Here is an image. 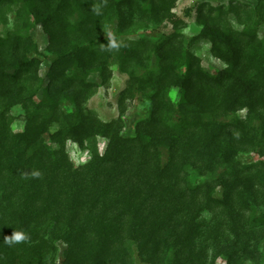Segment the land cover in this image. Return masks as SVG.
<instances>
[{"label":"rangeland","instance_id":"rangeland-1","mask_svg":"<svg viewBox=\"0 0 264 264\" xmlns=\"http://www.w3.org/2000/svg\"><path fill=\"white\" fill-rule=\"evenodd\" d=\"M214 29L233 42L235 65L204 37ZM0 37L2 235L21 232L19 214L36 212L25 241L7 253L0 241V264H61L66 244L53 230L69 220L62 209L109 147L116 154L93 214L74 222L90 225L76 238L80 256L100 248V264H264V0H0ZM122 43L130 52L123 64ZM24 60L31 71L5 82ZM223 70L227 82L193 81ZM162 72L169 74L159 83ZM186 74L193 82L181 108L175 82ZM244 80L257 86L260 104L231 110L230 93ZM154 107L168 111L147 132L141 122ZM163 132L175 158L160 145L137 169V135L144 142ZM72 176L70 190L64 179ZM208 181L214 199L234 197L230 212L179 194ZM171 226L178 243L164 241Z\"/></svg>","mask_w":264,"mask_h":264},{"label":"trees","instance_id":"trees-1","mask_svg":"<svg viewBox=\"0 0 264 264\" xmlns=\"http://www.w3.org/2000/svg\"><path fill=\"white\" fill-rule=\"evenodd\" d=\"M122 1H125V0H122ZM86 27H90V26L86 25ZM203 35L204 37H209L211 39V44H212L215 54H217L219 57L227 61L228 64L230 65L236 64L234 62H236V59H238L237 52L234 50L235 47H234L233 42L227 37V35L215 29L210 32H203ZM247 35L252 36L250 31L247 32L245 37H247ZM4 40L5 39L0 37V47L4 45ZM118 50L119 51H118L117 59L120 63L123 64V62L125 61V58L130 55V52L128 51V49L126 48V44L124 43H122L121 45H118ZM32 66H33L32 61L24 60L18 64L17 69L14 73H10V74L4 73L3 80L7 83L16 82L19 76L28 74L31 71ZM168 74L169 73L162 72V74L159 76L160 80L158 79L159 83L163 82L166 79L165 76ZM228 79H229V70L219 71L216 75H210L208 73L201 71L198 73V75L194 77L193 81H200L199 84L202 85L201 88L202 87L208 88V86L212 85L213 82L215 84H221V83L227 82ZM193 81L190 78H188V75L186 74L185 76L180 78L179 83L175 82L176 86H179V93L181 95L178 106L181 107L186 104V100L188 98V91ZM149 85L152 86V84H149ZM86 86H90V85H86ZM255 89H257V86L254 83L249 82L247 80H244L242 82L241 81L237 82L234 85V89L230 93V96H229L230 101L228 103V108L231 110H236L242 107H247V108L252 109L254 105H259L260 101L256 103L255 102L256 99H253L256 95ZM191 91L193 93L201 92L200 89H193ZM167 111L168 110L166 109H156L154 107L153 109H151V113L149 114L148 118L144 120L143 122H141L142 123L141 125L148 132L147 127L148 128L154 127V124L152 123H154L155 114L157 112H160L162 114L163 112H167ZM106 126H109V125H106ZM79 127H80V124H77V128H76L77 131L79 130ZM182 127L185 128V126H182ZM229 127L234 128V129L237 128L235 123H231ZM164 130L168 131V127L166 128L164 127ZM169 135H171V133H164L163 136H159L155 133H152L150 139L145 140L143 142L142 140L140 141V139H143L144 136L142 134H138L136 137V142H137L136 145L137 147L141 148L142 155H139V159L137 162H135L134 166H136L137 169H142L144 164H145V167L148 166L147 164L149 162V158L152 157V153H154L155 150L158 151L160 145L166 146V148L168 147L167 149L172 157L173 156L172 152H175V149H174L173 140H172L173 137L171 135V138H169ZM113 136L114 135H112L109 138L113 139L112 138ZM16 138H17L16 142L18 144L26 143V135L24 133L16 136ZM115 154H116V149L109 147L106 154L102 156L101 158H98L97 164L95 168L93 169V172L95 174H92L90 170L88 171V173L90 174L89 176L90 180L87 179V180L80 181L81 183L78 184L79 188L76 189L74 193H72V195L70 196V200L68 202L70 203V205H67V207L64 206V209H62L63 212L66 211V213H68L69 220H67V222L63 224L62 227L55 226L53 230L55 231V233L52 236L53 240L60 239L66 244V249L64 251V259L61 262V264H87V263L88 264L89 263L90 264H100V256H99V253L101 251L100 248H99L100 251L99 249H97L96 253H94L92 256H89V257H84L82 255L80 256L77 253V250H76L77 235L82 234L85 231L89 230L90 225L88 223L84 226L83 229H80L74 226V222H77V220H79L82 211L90 215L88 217L92 216L93 207L99 200L100 190L103 186V183L105 182V181L102 182L100 178L102 177V175H104L105 169L108 168V165L111 163V159L114 158ZM143 157L145 158L148 157L146 160V163L141 161L140 158H143ZM174 158L175 157H172V160ZM202 162H208V160L202 161ZM156 167L157 166H151L150 169H154V168L156 169ZM164 170L165 168H162V171H158V174L160 172H163L164 177L169 178L165 176ZM134 171L137 172L136 170ZM110 177L112 176L110 175ZM179 177H180V171H178L173 177L174 184L172 188L178 189L179 184L182 182L179 180ZM70 180L71 182L68 183V181ZM106 180H109V178H107ZM64 182L70 185V190H71L74 184V176H72L71 178L65 177ZM232 183L234 182L232 181ZM223 185L225 184L223 183ZM213 186L212 184H210L209 181L204 182L195 187H186L184 185L182 192L179 191V194L182 196L183 199L186 198V194H187V197L191 196L190 199H193V200H198L200 197L201 198L205 197L207 198V201H206L207 203L208 202L220 203L222 204L224 208L227 209V212H230V210L234 208L230 206V202L236 203L234 197H229V195H223L222 199H214L212 197ZM36 194L39 195V193H36ZM48 206H49L48 204L44 203L45 208ZM152 213L153 215H155L158 213V211L153 210ZM33 214H36V212L34 213L31 212L30 215H24L23 213L19 214V225L21 226L20 227L21 232L23 233L27 232L28 224L31 223L35 219L34 217H30ZM164 223L170 224V219H166ZM174 229L175 227L171 226L170 230L172 231L170 233L168 232V230L166 231V233L164 234V241L167 242L170 240V238H172L173 242L176 241L175 243H178L180 241L181 234H178L176 232L177 230H174ZM0 241L6 242V236L2 235L1 226H0ZM16 245L17 243L6 245L7 247L5 249V252L7 253L10 250L15 249Z\"/></svg>","mask_w":264,"mask_h":264},{"label":"clouds","instance_id":"clouds-1","mask_svg":"<svg viewBox=\"0 0 264 264\" xmlns=\"http://www.w3.org/2000/svg\"><path fill=\"white\" fill-rule=\"evenodd\" d=\"M26 239H27V236L23 232H13L11 237L6 238V242L9 244L20 243L22 241H25Z\"/></svg>","mask_w":264,"mask_h":264}]
</instances>
